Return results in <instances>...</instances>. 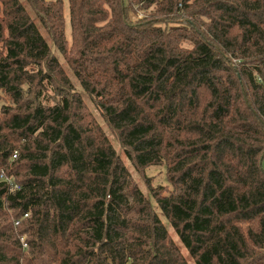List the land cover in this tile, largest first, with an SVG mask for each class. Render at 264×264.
Wrapping results in <instances>:
<instances>
[{
	"label": "trees",
	"instance_id": "obj_1",
	"mask_svg": "<svg viewBox=\"0 0 264 264\" xmlns=\"http://www.w3.org/2000/svg\"><path fill=\"white\" fill-rule=\"evenodd\" d=\"M4 97L0 264H264V0H0Z\"/></svg>",
	"mask_w": 264,
	"mask_h": 264
},
{
	"label": "rangeland",
	"instance_id": "obj_2",
	"mask_svg": "<svg viewBox=\"0 0 264 264\" xmlns=\"http://www.w3.org/2000/svg\"><path fill=\"white\" fill-rule=\"evenodd\" d=\"M65 17H66L67 36H68V39L71 40V37H70L71 29H70V19H69V7H68L67 3H66V7H65ZM58 56L61 58V56L59 54H58ZM61 61L64 62L62 58H61ZM76 86H77V84H76ZM77 88H78L79 91H81L78 86H77ZM84 97H85V95H84ZM85 99H86V97H85ZM87 102H88L90 110L96 116L98 122L102 125V127L104 128V130L106 131V133L108 134L110 139L112 140L114 146L116 147L118 152L121 154L126 166L129 168V170L131 171V173L133 175L134 181L138 184V186L141 188V190L151 200L154 208L156 209V211L160 215L163 223L168 227V231L170 232L171 236L173 237L175 242L178 243L179 242L178 237L175 235L174 231L170 227L167 219L160 213V211H159L156 203L152 199V195L150 193V187L157 188L159 186H163V187H166L168 189H171V186H170V184L168 182V178H167L166 168L164 166H151V167H149V168H147L145 170H141V171H138L137 169H135L131 165V163L129 161H127L126 157L124 156V154L122 152V149L120 148V146L117 143L116 138L107 129V127H105V124H104L102 118L100 117V115L98 114V112L96 111L94 106L89 101H87ZM4 105H11V102L9 101V99L7 97H4L3 99L0 100V111L3 108ZM25 239H26V237H23L22 241L24 240L25 243H26ZM184 253L186 254V252H184Z\"/></svg>",
	"mask_w": 264,
	"mask_h": 264
},
{
	"label": "built area",
	"instance_id": "obj_3",
	"mask_svg": "<svg viewBox=\"0 0 264 264\" xmlns=\"http://www.w3.org/2000/svg\"><path fill=\"white\" fill-rule=\"evenodd\" d=\"M143 18H144V15H142V14H139L137 16V19H143ZM2 178H4V180H6L7 182L11 183V185H12V181L9 178L4 177V175H2ZM15 187L18 188V186H15ZM22 242L24 244V247H27V244L25 243V241L23 240Z\"/></svg>",
	"mask_w": 264,
	"mask_h": 264
}]
</instances>
